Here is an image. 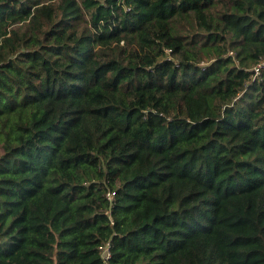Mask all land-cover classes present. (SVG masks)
I'll use <instances>...</instances> for the list:
<instances>
[{
    "label": "trees",
    "instance_id": "trees-1",
    "mask_svg": "<svg viewBox=\"0 0 264 264\" xmlns=\"http://www.w3.org/2000/svg\"><path fill=\"white\" fill-rule=\"evenodd\" d=\"M262 59L264 0H0V264H264Z\"/></svg>",
    "mask_w": 264,
    "mask_h": 264
},
{
    "label": "built area",
    "instance_id": "built-area-1",
    "mask_svg": "<svg viewBox=\"0 0 264 264\" xmlns=\"http://www.w3.org/2000/svg\"><path fill=\"white\" fill-rule=\"evenodd\" d=\"M233 53V52H232ZM256 74H260L264 70V59H262L260 62H258L255 67ZM114 193H109L110 197L113 196ZM105 259L108 260L111 257V251H110V244L108 243L106 245L105 251H104Z\"/></svg>",
    "mask_w": 264,
    "mask_h": 264
}]
</instances>
